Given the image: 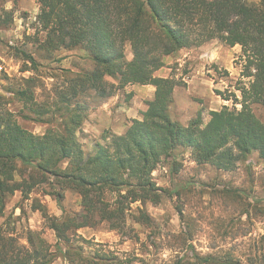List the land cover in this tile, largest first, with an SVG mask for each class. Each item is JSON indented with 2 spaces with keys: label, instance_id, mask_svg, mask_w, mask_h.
<instances>
[{
  "label": "trees",
  "instance_id": "trees-1",
  "mask_svg": "<svg viewBox=\"0 0 264 264\" xmlns=\"http://www.w3.org/2000/svg\"><path fill=\"white\" fill-rule=\"evenodd\" d=\"M38 29L32 36L34 52L14 49L26 65L25 72L37 71L38 61L59 63L55 54L63 49H83L93 69L76 74L52 68V78H65L50 102L35 105L34 80L23 79L21 87L5 88L18 101L30 104L24 119L60 123L44 135L36 136L22 128L14 114L4 107L0 94V219L6 199L16 192L29 194L39 185H48L58 203L66 191L80 197L81 212L49 217L38 206L58 244L49 251L46 242L34 232L28 246H19L11 237L0 234V264H123L114 256L85 258L72 249L77 231L107 224L110 231L127 233V218L151 226L150 216L140 208L131 214L132 205H157L166 190L153 181L152 174L164 161L176 162L178 150H191L197 164H210L220 171H232L252 154L264 161V124L253 106L264 111V0H37ZM10 21V20H9ZM217 40L228 47L240 46L245 57L244 77L248 85L223 99L241 108L223 107L210 113L203 125L201 116L186 126L171 115L174 79L157 78L163 58ZM133 55L128 60L125 48ZM71 73V74H70ZM119 81L118 87L131 84L155 87L153 100L132 120L122 135H111L106 144H97L86 154L77 132L87 120L88 102L94 92L100 99L114 94L105 78ZM13 87V88H12ZM222 95V94H218ZM232 97V98H231ZM83 100V101H81ZM35 106V108H33ZM20 175L27 182H17ZM187 234H184L185 236ZM185 246L186 239L181 238ZM247 257L233 251L201 255L193 246L174 264H264V235ZM113 261V262H112Z\"/></svg>",
  "mask_w": 264,
  "mask_h": 264
},
{
  "label": "rangeland",
  "instance_id": "rangeland-1",
  "mask_svg": "<svg viewBox=\"0 0 264 264\" xmlns=\"http://www.w3.org/2000/svg\"><path fill=\"white\" fill-rule=\"evenodd\" d=\"M38 12L37 0H0V94L5 109L14 114L17 123L32 134L42 136L51 128H59L60 123L24 119V115L34 118L28 111L30 104L18 101L5 88L13 85L19 88L23 79L32 78L33 102L41 105L50 102L56 89L64 84L65 78H52L54 72L50 69L76 74L82 69L92 70L94 66L85 50L63 49L55 54L56 59H61L59 63L40 60L37 71L25 72L28 64L25 65L14 49L28 52L36 49L32 36L38 29ZM125 54L132 60L129 46ZM163 62L164 66L154 76L178 83L171 106L175 121L186 126L201 116L206 125L213 111L225 106L241 108L233 100L223 99L234 93L240 101L238 89L250 81L243 76L245 57L240 46L231 48L214 40L165 57ZM104 81L109 90L114 86L111 97L100 99L90 92L83 99L88 102V118L77 132V139L86 154L92 153L97 144H106L109 136L124 134L132 120L141 121L155 93V87L150 85L118 87V80L106 77ZM252 108L264 124V111L258 106ZM152 178L158 188L168 193L162 195L157 205L136 203L131 207V214L137 208L145 211L152 220L151 226L137 224L129 215L125 236L110 231L107 224L84 228L77 231L72 249L85 258L114 256L123 264H174L177 257L190 256L187 252L190 246L201 255L231 250L245 258L255 251V243L264 235V161L257 154L239 162L232 171H220L210 164H197L191 150H178L176 162L164 160ZM15 179L27 182L17 174ZM49 192L52 188L48 185H39L29 194L16 192L9 196L0 219V234L27 247V236L34 232L55 253L59 245L55 233L36 208L43 206L49 217L60 219L80 213L81 206L80 197L73 192L66 191L61 203L48 195ZM182 237L186 239L185 246L181 243ZM59 248L65 250L62 245ZM52 264L64 262L59 258Z\"/></svg>",
  "mask_w": 264,
  "mask_h": 264
}]
</instances>
